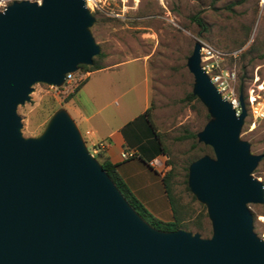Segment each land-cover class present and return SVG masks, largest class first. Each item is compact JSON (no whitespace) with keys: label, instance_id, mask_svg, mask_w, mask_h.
Instances as JSON below:
<instances>
[{"label":"water","instance_id":"water-1","mask_svg":"<svg viewBox=\"0 0 264 264\" xmlns=\"http://www.w3.org/2000/svg\"><path fill=\"white\" fill-rule=\"evenodd\" d=\"M39 2V4H38ZM83 0L13 1L0 10V264H264L248 204H263L251 173L263 154L239 138L236 114L200 67L186 59L191 94L208 119L196 132L211 148L187 166L186 184L205 207L210 234L151 227L93 158L65 109L38 136L23 137L16 107L34 83L61 86L99 52Z\"/></svg>","mask_w":264,"mask_h":264},{"label":"rangeland","instance_id":"rangeland-1","mask_svg":"<svg viewBox=\"0 0 264 264\" xmlns=\"http://www.w3.org/2000/svg\"><path fill=\"white\" fill-rule=\"evenodd\" d=\"M13 1L20 0H0V10L2 5ZM91 14L94 21L88 30L99 51L104 53L100 64L105 66L130 59H140L145 63L149 116L167 152L159 151L154 138L155 153L151 157L139 156L137 149L144 145H136L135 149L124 147L123 151L132 152V156L122 159V165L130 177L129 185L137 187L129 190L137 193L133 195L147 212L160 221H166L158 215L160 209L167 205L158 172H169L170 192L176 199L183 229L196 232L201 237L208 236L194 226L197 215L202 212V204L192 198L186 174L190 160L202 155L212 156V151L196 137L182 138L186 132H193L196 136L207 121V113L199 101L187 99L192 76L185 63L196 41L225 53H235V57L222 59L221 67L235 69L237 92L241 83L244 97L250 89L257 101L264 105V0H105L102 9L91 11ZM194 17L199 18L202 26ZM141 69L140 62H132L113 70L111 77H122L121 86L130 94L142 87ZM125 71L129 72L123 75ZM93 75L87 80L84 90L96 95L103 85ZM73 76L74 81L58 87L44 83L30 86L29 100L16 107L21 124L19 131L23 137L38 136L58 109L71 114V103L66 96L76 83L85 81L84 78L77 80L82 76L78 67ZM245 109L239 138L248 142L250 153L263 154L251 175L264 181V112L251 125L246 105ZM142 114L140 110L128 126L150 127ZM149 131L151 133V128ZM85 144L90 154V144ZM91 156L98 161L95 154ZM153 158L162 161L163 167H151L149 161ZM247 207L252 215L264 214L263 204H248ZM203 214L205 217H201V223L205 229H210L205 207ZM260 228L261 225L254 222L253 230L258 232Z\"/></svg>","mask_w":264,"mask_h":264},{"label":"crops","instance_id":"crops-1","mask_svg":"<svg viewBox=\"0 0 264 264\" xmlns=\"http://www.w3.org/2000/svg\"><path fill=\"white\" fill-rule=\"evenodd\" d=\"M132 62L141 63L142 87L129 94L127 89L121 86L122 77H111V74L113 70H117ZM127 72L129 71H125L123 75ZM107 73L108 75H106ZM92 74H94L93 76L96 75L95 80H98V83L103 85V88L96 95L94 93L89 94L84 90V85ZM82 78L85 81L72 92V96L69 98L72 109L69 116H71L79 130L84 143L88 142L90 147L99 142L104 143V148L102 149L103 156L112 164L118 165L117 171L120 178L133 191L137 187L135 185L133 187L129 185L131 180L126 175V168L122 165L124 161L121 159L120 153L124 150V147L135 149L134 147L136 145H144L140 146V149H137L140 157L143 155L151 157L155 153V147L152 143L153 136L148 127L128 126L129 122L133 120V117L140 110L144 112L148 108L149 93L145 63L140 59L121 61L111 65H105L104 68L98 70L82 73V76H78L77 80H81ZM114 100L117 102H113ZM163 172L160 170L158 174L164 193L161 182V177L164 175ZM132 193L134 194L135 192ZM134 195H137V193ZM164 196L166 198L165 193ZM158 215L166 221L172 220V212L168 200L167 205L160 209Z\"/></svg>","mask_w":264,"mask_h":264},{"label":"built area","instance_id":"built-area-1","mask_svg":"<svg viewBox=\"0 0 264 264\" xmlns=\"http://www.w3.org/2000/svg\"><path fill=\"white\" fill-rule=\"evenodd\" d=\"M84 6L91 12L94 10H101L102 6L104 4L105 0H83ZM5 6H1V9H3ZM200 43V42H199ZM226 56H233L235 57V53H225L223 51H220L213 46L207 44V43H200L199 48V57H200V67L206 73L216 88V90L220 93L221 97L228 102H230L232 108L235 110L236 114L239 111L238 107V92L235 88V82H236V73L235 69L232 68H222L220 65V61L224 59ZM74 81L73 72H67L64 76V82L63 83H70ZM247 97H245V105L247 106V110L251 116V125H253L254 121L261 117L264 112V105L257 101L255 96L252 95L250 92V89L247 91ZM96 146H98V150L102 151L104 148V143L99 142L95 145L91 146V155L97 153ZM132 152H125L122 151L120 153V157L123 160L128 159L132 156ZM149 165L151 167L160 166L163 167V162L160 161L157 158H153L151 161H149ZM262 183V191H263V205H264V181L260 180ZM253 220V226L254 222L261 225V228L258 230V232H255L257 237L261 239L264 242V214L263 213H256Z\"/></svg>","mask_w":264,"mask_h":264},{"label":"trees","instance_id":"trees-1","mask_svg":"<svg viewBox=\"0 0 264 264\" xmlns=\"http://www.w3.org/2000/svg\"><path fill=\"white\" fill-rule=\"evenodd\" d=\"M194 20L199 23L201 26V22L199 18L194 17ZM104 57V53L102 51H99L95 56L91 58V64L90 65H84L79 64L77 67L79 70H81L82 73L98 70L101 68H104V65L100 64V59ZM81 85L80 81L75 85L74 89L67 94L66 99H69L72 96V92H74L79 86ZM243 85L240 83L238 86V92L242 94L243 100L245 101V97L243 95ZM187 99L191 100L194 99L198 101V99L191 94V92L187 93ZM142 116L146 120V124L149 125L151 128V134L154 138V140L157 142V145H159V151L161 153H167L165 148L162 145L161 139L159 134L155 131V128L150 120L149 116V107L143 112ZM205 117L208 119V115L205 114ZM195 133L193 132H186L185 135L182 136V138H191L194 139ZM153 143V142H152ZM95 157L98 159L99 164L101 165L102 169L105 171V173L108 175V177L112 180L114 185L117 187V189L120 191L121 195L124 197V199L128 202V204L131 206V208L144 220L146 221L151 227L162 230V231H170L175 230L177 228H184V225L180 221V215H179V209L176 203V199L172 196L170 192L169 187V172L165 173L161 177V182L163 185L164 193L166 195V198L168 200L170 210L172 212V220L171 221H160L154 216H152L149 212L146 211V209L143 207V205L139 202V200L133 195V193L129 190V188L126 186L124 181L120 178L117 170L116 165L109 162V160L103 156L102 151H98L95 154ZM193 160V159H192ZM190 160V162L192 161ZM194 198V196H192ZM204 206L201 205V211L197 217L196 221L194 222V226L197 231L205 232L207 235L210 234V229H205L203 224L201 223V217L204 218L205 215L203 214ZM255 214H253V220Z\"/></svg>","mask_w":264,"mask_h":264}]
</instances>
